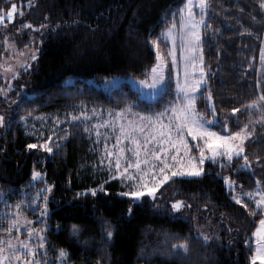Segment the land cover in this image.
<instances>
[{"label":"trees","instance_id":"1","mask_svg":"<svg viewBox=\"0 0 264 264\" xmlns=\"http://www.w3.org/2000/svg\"><path fill=\"white\" fill-rule=\"evenodd\" d=\"M207 1L202 28L207 82L196 97V107L206 117H216L214 127L224 133L249 124L253 135L245 143V155L251 166L232 171L244 163L242 157L223 168L206 162L201 176L177 177L162 186L154 200L145 197L135 203L117 195L126 191L119 179L103 177L95 169L96 154L79 125L58 129L51 140L52 152H44L27 147L35 139L23 119L63 112L82 101L112 109L134 105L148 112L168 107L177 98L172 79L164 93L151 101L141 99L128 81L103 89L89 80L147 77L157 61L151 41L168 50L162 32L173 23L181 25L179 9L186 0H0L4 10L12 3L21 4L23 32H12L21 35V39L17 36L20 45L28 41L26 23H51L35 64L17 79L11 102H0L5 122L0 127V209L7 205L15 209L17 202L25 206L30 200L41 210L43 195L49 196L46 244L54 258L51 263L57 264L63 248L67 264H252L251 234L260 214L250 215L232 199L223 173L231 170L246 190L255 189L258 179L264 185V120L260 119L264 111L247 107L264 92L260 69L264 7L260 0ZM6 33L0 24V47ZM232 108L238 111L232 113ZM33 170L43 172L42 178L35 181ZM49 184L52 190L45 193L42 188ZM100 185L108 193L98 190L93 196L85 191ZM171 198L183 202L186 217L172 210ZM242 199L249 208L255 207L253 201ZM195 217L201 222L214 220L218 238L207 241L199 236ZM74 224L79 229L76 234ZM185 238L186 252L171 248Z\"/></svg>","mask_w":264,"mask_h":264},{"label":"snow or ice","instance_id":"2","mask_svg":"<svg viewBox=\"0 0 264 264\" xmlns=\"http://www.w3.org/2000/svg\"><path fill=\"white\" fill-rule=\"evenodd\" d=\"M261 7H264V0H260ZM197 4L200 8L201 15L197 19L193 11V0H186L184 7L180 8V22H181V51L182 56L185 61L184 64V81L181 83L179 79V74H177V92L180 99L182 95L181 103L170 104L172 115L169 116L168 124H160L156 127V123L159 121V117L166 115L168 109H165L162 113L155 114L156 119L153 120L151 115L138 114L141 120V124L130 126L127 129L121 125L120 131L122 133H127V137L132 140L135 145L133 149V155L135 157V164L128 162V167L123 168L121 171L120 157L124 155V149L121 148L117 154L115 169L116 175L121 178V183H127L130 186V190L122 191L117 193L119 196L127 197L133 200L135 203H142L143 198L152 197L153 200L157 196L158 190L166 182H169L177 177H199L205 173V162L206 160L210 163H218L221 168L224 167L225 163H231L233 158H239L242 156L244 163L239 165L241 168H248L251 166V162L247 155L244 153V141L252 135V132L247 131L249 124L245 123L238 131L231 132L229 135H222L220 132L213 130L210 126L214 122L209 120L204 116L203 113L197 112L195 110L196 104V94L197 89L201 88V83L206 79L205 69L203 64V54L202 51H198L201 42L200 36V24L204 21V11L206 9V0H197ZM187 10V11H185ZM17 12V5L15 3L11 4V7L7 10L0 9V22L5 20L11 21L13 19L14 13ZM20 15H23L20 12ZM31 26V25H26ZM40 27H44L41 25ZM176 25L173 23L168 29L162 32V35L167 38L173 39V45H175V38L173 37V30ZM184 31H187V35H184ZM245 31H248L247 29ZM7 40V37L5 38ZM153 45H157V40H152ZM168 55L172 57V67H176V54L175 47L168 49ZM36 53H31V59L35 60ZM157 63L152 65L149 79L139 80L140 85L147 86L149 88H155L162 84L165 75L164 68L166 61L161 52L157 50L156 53ZM260 60L262 65H264V47L260 50ZM11 65L9 68L11 69ZM199 72V76H194L192 73ZM18 75V73H17ZM259 84V82H258ZM6 91L0 88V92ZM209 99H211V94L209 93ZM264 106V92H262L256 99L250 101L247 105L249 108H256L260 110ZM127 111H131L130 106H126ZM95 111V109H93ZM238 109L232 108L231 112L236 113ZM212 112L215 113V107H212ZM124 113V110H120L116 113L117 118H119ZM87 114L84 112L80 113V116H73V120H77L80 117H84ZM264 120V116L260 118ZM149 121V125H145L143 122ZM59 123V120L56 121ZM105 124L108 121H104ZM4 124V116L0 115V125ZM222 128L227 129V123L222 122ZM134 133H139L144 136V147L143 151L145 153V159L140 158L141 145L140 141L136 139ZM187 137H191L193 140L200 141L195 144V149L198 151L193 152V146L188 143ZM51 136L48 140H45L39 145L40 148L45 149L47 152H52V147L49 146L48 141L51 140ZM153 143L159 145V151L152 150L149 156V144ZM120 143V138H117V145ZM167 145V147H165ZM29 149H36L37 144H28ZM107 149V145H105ZM169 149H173V152H169ZM182 153V154H181ZM108 156H112V152H107ZM169 156H171V161H169ZM103 163V160L101 161ZM143 165V167H142ZM109 167L111 169V161H109ZM134 170V171H133ZM42 174L33 170L32 177L38 178ZM219 175V173L217 174ZM113 177L110 175L109 179ZM223 179L229 185L233 187V182L229 177L224 176ZM52 185H47L45 188V193L51 192ZM103 191L108 193V189L103 185L98 188L86 189L85 191H90L93 196L96 195L97 191ZM3 192L0 191V196ZM79 195V193H77ZM242 196H247L254 200L255 207L249 208V204L245 203L241 198ZM232 199L237 203L242 204L244 208L249 210L250 215L260 214V219L255 230L252 232V236L255 238L254 251L251 255L252 264H264V185L258 179L256 181V190L249 191L246 193L235 194L233 187ZM48 201L49 196L47 194L43 195V203L40 205L41 212L40 218L43 219L48 214ZM21 204L22 202H17L15 218L8 222V226L3 229L7 233H12L13 229L16 228L21 222ZM185 205L181 200H175L171 204V208L174 212L180 211ZM131 211V208H129ZM23 223L27 226L31 222L26 218L23 219ZM78 226L72 225L73 234L78 233ZM37 232L41 234L37 236L39 244L33 246L31 244V237L36 235ZM43 229H33L32 227H27L28 239L21 240L16 238V243L12 242V236H9L7 241L0 238V264H42V262L37 259V254L39 248L44 246V240L46 239L42 235ZM106 235L111 237L112 232L108 230ZM204 240H209L210 237L203 236ZM248 243V241H245ZM173 250H183L186 252L188 250L187 239L179 240L178 243L171 245ZM68 253L65 249L61 248L58 251L56 257L57 264H67Z\"/></svg>","mask_w":264,"mask_h":264},{"label":"rangeland","instance_id":"3","mask_svg":"<svg viewBox=\"0 0 264 264\" xmlns=\"http://www.w3.org/2000/svg\"><path fill=\"white\" fill-rule=\"evenodd\" d=\"M206 2H208L206 0ZM19 2H16L17 5V12L14 13L13 19L11 21L5 20L3 22H0L1 25L4 26V30H7V40L5 39L6 35L4 34V41L2 42L3 44L1 45V50H0V88L5 89L6 91L0 92V102L9 104L12 99V95H10L12 89L15 87L20 78L24 76L25 73L29 71L35 64L38 55L41 52V46L45 40V36L47 35V32L50 30L51 23L47 22L45 24H42L44 27L40 26H35L32 25L31 23H26V25H31V26H26V30L28 33V41L27 43L20 45L19 40V34L12 33L14 29L19 30V32H23L22 27L19 25L23 20L24 17V12H22L21 4H18ZM23 4H26L25 2H22ZM186 3V2H185ZM184 3V5H185ZM183 5V7H184ZM187 11V10H185ZM193 11L194 14L196 15L197 19H199V16L201 15L200 13V8L197 4V0H193ZM20 12L23 13V15H20ZM206 9L204 11L205 15ZM19 19L18 23H15L16 20ZM204 25L203 23L200 24V36H201V42H200V47L198 51H202V28ZM181 25L176 26L175 29L173 30V37L175 38V45H173V39L172 38H165L163 35L162 37L166 39L167 42V48L171 49L173 46L175 47V54H176V67H172V57L168 55V50L166 49V54L168 55V58H165V52L164 49L159 46L158 48L154 45L156 50H159L164 56V59L166 61L165 68H164V75L165 79L162 84L158 85L155 88H149L144 85L139 84V80L143 79H149L150 81V72L151 69L147 75V77L139 79L135 78L133 76H122V75H116L113 76L109 79L103 80L102 82H98L95 80H89L90 83H94L95 85L104 88L107 87H116L120 85L123 81H128L139 93V96L141 99L144 100H156L159 96H161L166 87L168 86V81L169 79H172L175 83V88L177 92V74H179V79L181 83L184 81V64L185 61L182 56V51H181ZM184 35H187V31H184ZM19 38H18V37ZM21 39V38H20ZM263 47H264V42H263ZM35 52L36 53V59L32 60L31 59V53ZM157 63V61H156ZM155 63V64H156ZM9 65H11V69L9 68ZM202 66L205 69L204 66V61ZM260 69L261 71H264V65L260 62ZM18 73V75H17ZM205 77H206V71H205ZM194 76H199V72L192 73ZM207 79L202 81L201 83V88L206 85ZM197 89V94L196 97L200 91V89ZM178 92L176 93V97H178ZM182 95H180V99L176 100L172 103H181L182 102ZM131 107V111H127V107H124L122 109H112L110 107H101V106H96V105H89L87 102H76V103H71L66 110L63 112H58L55 114H41L32 118L26 117L23 119L25 126L31 127V132L33 133V137L35 139V143L37 144L38 147L41 143H43L45 140H48V137L51 136L52 138L55 136V133L58 129L64 127L65 125L70 126V125H79V128L83 134L90 140V144L92 149V153L96 154L95 157V169L98 170L99 174H102L103 177H109L110 175L113 177L112 179H119L121 182V178L116 175V169H115V163H116V158L117 154L119 153V150L121 148L124 149V155L120 157V163H121V171L123 168L128 167V162H131L132 164H135V157L133 155V149L135 148V145L132 143V140L127 137V133H122L120 131L121 125H123L126 129L130 126L138 125L141 124V120L138 114H144V115H151L153 117V120L156 119L155 114L157 113H162L165 109H168V112L166 115H163L159 117V121L156 123V127H159L160 124H168L169 123V116L172 115L171 113V108L168 106L165 109L161 111H144L139 108H137L134 105H127ZM95 109V111H93ZM256 109V108H255ZM120 110H124V113L117 118L116 113L119 112ZM195 110H197L196 104H195ZM257 110V109H256ZM262 111H264V106L261 107ZM84 112L87 115L84 117H80L77 120H73V116H80V113ZM205 116V115H204ZM206 117V116H205ZM210 121L213 120L214 122L210 125L213 127V130L216 132H220L222 135H229L230 133H224L221 131H218L215 129V125L218 123V119L216 117H206ZM59 120V123L56 121ZM104 121H108L107 124L104 123ZM37 123V125H36ZM145 125L150 126L149 121H144L143 122ZM38 124L40 127H38ZM5 125V122L3 125H0V127H3ZM247 131L252 132L253 131L247 129ZM29 132V133H31ZM31 133V134H32ZM135 137L137 140L140 141L141 145V152H140V158L143 160L145 159V153L143 151L144 147V136L139 134V133H134ZM246 139L244 141V153L245 155V143L247 142ZM120 138V143L117 145V138ZM51 138V140H52ZM186 139L188 140V143L193 146V152L196 153L198 150L195 149V144L199 143L200 141L198 140H193L191 137H187ZM51 140L48 141L49 146H51ZM105 145H107V149L105 148ZM167 147V145H165ZM53 149V147H52ZM44 152H47L45 149L42 148ZM159 151V145L153 144L150 142L149 144V153L148 155H151V151ZM107 152H112V156H108ZM169 152H173V149H169ZM182 154V153H181ZM242 157V156H241ZM236 157L233 158L232 162L225 163L226 166H233L234 160ZM103 160V163L101 162ZM109 161H111V169L109 167ZM169 161H171V156H169ZM206 162H208L206 160ZM205 162V163H206ZM243 163L239 164L242 165ZM237 165L236 167H233L231 170L236 171L237 169H240ZM205 166V165H204ZM143 167V165H142ZM231 170L227 169L223 173V177L227 176L229 179L233 182V187H234V192L235 194H241V193H246L249 191H255V189L252 190H246L244 189L241 184L237 181L236 178H234L231 174ZM134 171V170H133ZM39 172V171H37ZM42 175L38 178H35L34 180L37 181L42 178L43 172H40ZM167 183V182H166ZM122 186L126 191L130 190V186L127 183H121ZM226 187L229 190L233 191V187H229V185L225 182ZM53 186V185H52ZM164 186V185H162ZM158 190L157 193L163 187ZM45 189V186L44 188ZM241 198L248 199L250 201H253L251 198L247 196H242ZM177 199H170V203L174 202ZM25 206L21 204V214H22V219L20 224L18 225V231L16 228L13 229L12 233H7V232H2L4 228L8 226V222L12 219L15 218V212H16V207L13 209L10 206L2 207L0 209V238L4 239L7 241L9 236H12V242L16 243V238L18 237L21 240H27L28 239V233H27V227L30 226L33 229H43L42 235L46 237V228H47V223H46V217L43 219L40 218V208H36V204L33 201H27ZM13 211V212H12ZM38 213V214H37ZM179 215L186 217L187 214L185 211L182 209L178 212ZM26 218L28 221L31 223L29 225H25L23 223V219ZM196 222V227H197V233L199 236H208L210 237L209 240L207 241H213L216 237L218 238L217 234L213 232V228H216L218 225H215L213 223L214 220L207 218L206 221L201 222L198 220V218H194ZM4 221V222H2ZM40 232H37L36 235L31 237V244L33 246L39 244V240L37 239V236L40 235ZM47 239L44 240V246L42 248H39L38 254H37V259H39L42 264H54L51 263L52 260L54 259L52 256H50L49 249L47 248ZM259 264V261L256 262Z\"/></svg>","mask_w":264,"mask_h":264}]
</instances>
